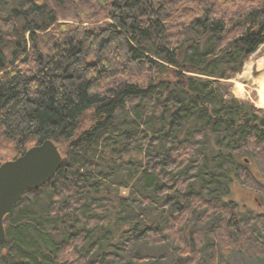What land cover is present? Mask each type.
I'll return each instance as SVG.
<instances>
[{
  "label": "trees",
  "instance_id": "obj_1",
  "mask_svg": "<svg viewBox=\"0 0 264 264\" xmlns=\"http://www.w3.org/2000/svg\"><path fill=\"white\" fill-rule=\"evenodd\" d=\"M7 3L0 165L46 139L63 160L5 216L0 264L264 261V214L225 200L262 185L245 161L264 169V108L229 81L264 44V0Z\"/></svg>",
  "mask_w": 264,
  "mask_h": 264
},
{
  "label": "rangeland",
  "instance_id": "obj_2",
  "mask_svg": "<svg viewBox=\"0 0 264 264\" xmlns=\"http://www.w3.org/2000/svg\"><path fill=\"white\" fill-rule=\"evenodd\" d=\"M3 2L5 0H2ZM0 2L3 4V2ZM15 2V0H8V3L6 4L7 8H10V6ZM7 11V10H6ZM62 21V20H60ZM70 21V20H68ZM251 74V77L258 76L262 77L264 75V44H262L255 52H253L248 60L246 61L243 70L238 73L231 82V90L232 93L241 99H246L252 101L257 107L264 108V104L261 100V92L260 90L253 89L251 98H243L241 97L239 88H243L247 86L245 84V76ZM247 78H250L247 76ZM264 86V82H261L259 89ZM248 87V86H247ZM256 88V85H255ZM237 90V91H236ZM261 100V101H260ZM0 150V155L3 157V159H9L14 157V151L11 146H5L2 145ZM247 158H250L249 155L246 156ZM245 163L248 164V166L254 171V173L257 175L258 180L261 182V186L258 184H255L254 181H249L248 184L242 183L239 180H234L229 187L226 189V191L229 193L228 196H226L225 200H234L236 204H238V207L241 211L246 212H253V213H262L264 214V204L261 203V201L264 200V169L262 166H260V162H256L254 160L245 161ZM264 166V164H262ZM127 174V171H124ZM232 177H230L231 179ZM123 193H126V189L123 190ZM137 248L141 250V252H149L151 250V247L147 244L140 243L138 244ZM170 247L169 246H159L153 249V252L158 254V257L160 259H166L165 254L170 253ZM171 258H174V255L171 253ZM232 264H264V261H254L253 259L245 256L242 252L236 251L232 257H231Z\"/></svg>",
  "mask_w": 264,
  "mask_h": 264
},
{
  "label": "water",
  "instance_id": "obj_3",
  "mask_svg": "<svg viewBox=\"0 0 264 264\" xmlns=\"http://www.w3.org/2000/svg\"><path fill=\"white\" fill-rule=\"evenodd\" d=\"M62 160L59 145L46 139L0 165V244L6 238L5 216L26 190L39 188L51 180Z\"/></svg>",
  "mask_w": 264,
  "mask_h": 264
},
{
  "label": "crops",
  "instance_id": "obj_4",
  "mask_svg": "<svg viewBox=\"0 0 264 264\" xmlns=\"http://www.w3.org/2000/svg\"><path fill=\"white\" fill-rule=\"evenodd\" d=\"M247 76L248 77H250V78H247ZM245 84H247V86H245V87H241V88H239V91H240V94H241V97H243V98H247V97H249V98H251L252 96H251V94H252V91H253V89H255V90H259V86H260V84H261V82H264V75L262 76V77H258V76H253V78L251 77V74H248V75H246L245 76ZM255 85H256V88H255Z\"/></svg>",
  "mask_w": 264,
  "mask_h": 264
},
{
  "label": "bare ground",
  "instance_id": "obj_5",
  "mask_svg": "<svg viewBox=\"0 0 264 264\" xmlns=\"http://www.w3.org/2000/svg\"><path fill=\"white\" fill-rule=\"evenodd\" d=\"M259 90H260V92H261V100L264 101V86L261 87ZM236 91H237V90H236ZM240 91H241V90H240ZM261 100H260V101H261ZM262 103L264 104V102H262Z\"/></svg>",
  "mask_w": 264,
  "mask_h": 264
}]
</instances>
